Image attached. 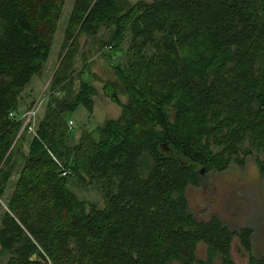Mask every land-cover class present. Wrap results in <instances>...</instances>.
Segmentation results:
<instances>
[{
    "label": "trees",
    "instance_id": "trees-1",
    "mask_svg": "<svg viewBox=\"0 0 264 264\" xmlns=\"http://www.w3.org/2000/svg\"><path fill=\"white\" fill-rule=\"evenodd\" d=\"M67 1L0 0V200L19 176L0 218V264H235V238L249 264H264L252 229L199 221L186 196L203 169L224 173L241 154L264 155V0H74L29 139L11 115L50 61ZM105 34L89 56L87 43ZM127 35L117 84H104L121 115L72 147L69 117L80 107L92 114L98 96L84 79L90 61L117 56ZM52 156L72 176L61 177ZM76 185L104 207L81 200Z\"/></svg>",
    "mask_w": 264,
    "mask_h": 264
},
{
    "label": "rangeland",
    "instance_id": "rangeland-1",
    "mask_svg": "<svg viewBox=\"0 0 264 264\" xmlns=\"http://www.w3.org/2000/svg\"><path fill=\"white\" fill-rule=\"evenodd\" d=\"M130 1L135 4L138 1L151 2L152 0ZM73 4L74 0L67 1L63 12V18L59 22V29L52 47L50 61L44 73L33 79L34 82H41V86L43 83V88L41 87V89H38L39 91L36 90L37 94L28 99L27 108L32 106V98L34 99L38 95L39 98H47L44 108L49 100L51 83L59 65L67 19L73 9ZM110 35L111 34H105L100 37L99 42L90 40L84 48V51H88L89 56L93 53L99 54V52L103 50V44L109 41ZM84 43L85 40L82 39V46ZM129 45L130 36L127 35L121 46V52H119L117 56H113L111 53L103 57L98 55L91 59L89 71L85 73L84 79L97 88L98 96L95 98V109L92 114L83 107H80L75 114L69 117V121L75 122V125L72 126L71 129L68 125L70 129V145L72 147L77 145L85 131L93 132L97 127L104 125L107 120L117 119L121 115V109L106 97L104 84H117L115 67L124 63V54ZM81 66L82 64H80V67ZM77 72L79 73L80 70ZM75 89L78 92V85L75 86ZM40 91L42 92L39 93ZM125 101L126 99L124 98L123 102ZM40 119L41 116L30 126H26L25 123H23L22 132L29 128L27 129L29 139H33L36 136ZM28 144L29 142L25 143L26 146H28ZM246 147H248V145H246ZM213 150L215 153L218 152L216 148ZM52 157L59 166H63L60 160L54 156ZM257 160L264 163V155L253 153L251 156L245 157L244 154H241L240 161H243L242 165H240L239 162L233 161L224 173L214 171L206 174L205 172L202 175L201 186L199 188L189 187L186 191V196L191 213L199 221H208L210 218L217 216L234 232H239L243 228L252 229L254 233L252 237V247L255 252L254 254L259 257L264 253V174L261 173ZM18 178V175L13 178V184L8 189L3 200H0V218L2 214L7 212V205L15 191V183ZM70 188L81 200L93 203L99 208L104 207L103 199L96 190L91 188L88 190L81 189L77 185L71 186ZM231 252L235 264H249L250 257L242 249L239 238H235L232 243ZM207 256L206 246L199 245L197 250L198 259L206 260ZM5 260L6 258L2 257L0 254V262Z\"/></svg>",
    "mask_w": 264,
    "mask_h": 264
},
{
    "label": "built area",
    "instance_id": "built-area-1",
    "mask_svg": "<svg viewBox=\"0 0 264 264\" xmlns=\"http://www.w3.org/2000/svg\"><path fill=\"white\" fill-rule=\"evenodd\" d=\"M111 49V48H110ZM47 98H41L34 107H32L31 110L25 112L23 114V116L20 118L26 126H30L31 124H33V122H36L35 120H37L42 112H43V108H44V104L46 103ZM13 115H11L12 117ZM69 126L70 129L72 128V126H74V123L72 121H69ZM62 168V173H61V177H70L72 176V172L66 168H63L62 166H60Z\"/></svg>",
    "mask_w": 264,
    "mask_h": 264
},
{
    "label": "crops",
    "instance_id": "crops-1",
    "mask_svg": "<svg viewBox=\"0 0 264 264\" xmlns=\"http://www.w3.org/2000/svg\"><path fill=\"white\" fill-rule=\"evenodd\" d=\"M87 83H89V82H87ZM42 86H43V83H42ZM42 86H41V82H34V80H33L32 83L26 88V90L22 94V101L20 102V106H19L18 112L15 113L14 115L12 114V115L13 116H18V118L20 119L25 112L29 111L28 108H27L28 102H29L28 99L31 98V96L34 97L35 94H37L36 90L41 89ZM41 92L42 91H40L39 93H41ZM37 97H38V99H37ZM37 97H35L34 99L32 98V101L34 103L33 107L41 99V98H39V95ZM74 125H75V122H74Z\"/></svg>",
    "mask_w": 264,
    "mask_h": 264
},
{
    "label": "water",
    "instance_id": "water-1",
    "mask_svg": "<svg viewBox=\"0 0 264 264\" xmlns=\"http://www.w3.org/2000/svg\"><path fill=\"white\" fill-rule=\"evenodd\" d=\"M205 172H206V170L203 169V170L201 171V175H203Z\"/></svg>",
    "mask_w": 264,
    "mask_h": 264
}]
</instances>
